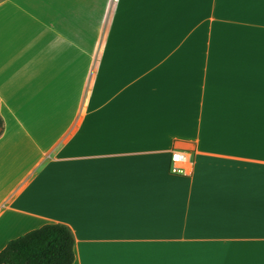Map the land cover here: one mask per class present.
Masks as SVG:
<instances>
[{"label":"crops","instance_id":"1","mask_svg":"<svg viewBox=\"0 0 264 264\" xmlns=\"http://www.w3.org/2000/svg\"><path fill=\"white\" fill-rule=\"evenodd\" d=\"M261 17L264 0L0 2V252L63 224L74 264H264Z\"/></svg>","mask_w":264,"mask_h":264},{"label":"trees","instance_id":"2","mask_svg":"<svg viewBox=\"0 0 264 264\" xmlns=\"http://www.w3.org/2000/svg\"><path fill=\"white\" fill-rule=\"evenodd\" d=\"M4 131L5 122L0 114V137ZM75 244L68 226L47 224L11 241L0 252V264H74Z\"/></svg>","mask_w":264,"mask_h":264},{"label":"built area","instance_id":"3","mask_svg":"<svg viewBox=\"0 0 264 264\" xmlns=\"http://www.w3.org/2000/svg\"><path fill=\"white\" fill-rule=\"evenodd\" d=\"M171 172L175 175H190L192 168L189 156L183 152H175L171 159Z\"/></svg>","mask_w":264,"mask_h":264},{"label":"rangeland","instance_id":"4","mask_svg":"<svg viewBox=\"0 0 264 264\" xmlns=\"http://www.w3.org/2000/svg\"><path fill=\"white\" fill-rule=\"evenodd\" d=\"M261 20V23H262V26H263V29H262V37H263V44H264V17H261L260 18ZM105 23L103 24V30H102V39L103 40H106L107 39V36H108V31L104 32V29H105ZM88 53V52H87ZM263 53H264V48H263Z\"/></svg>","mask_w":264,"mask_h":264}]
</instances>
